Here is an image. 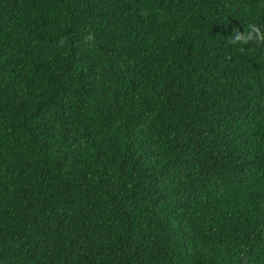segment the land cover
I'll return each mask as SVG.
<instances>
[{
	"label": "trees",
	"instance_id": "obj_1",
	"mask_svg": "<svg viewBox=\"0 0 264 264\" xmlns=\"http://www.w3.org/2000/svg\"><path fill=\"white\" fill-rule=\"evenodd\" d=\"M264 0H0V264H264Z\"/></svg>",
	"mask_w": 264,
	"mask_h": 264
},
{
	"label": "clouds",
	"instance_id": "obj_2",
	"mask_svg": "<svg viewBox=\"0 0 264 264\" xmlns=\"http://www.w3.org/2000/svg\"><path fill=\"white\" fill-rule=\"evenodd\" d=\"M228 43L237 47L241 52L249 44L264 45V26L259 25L254 19H251L247 23L243 33L240 32L238 27L233 29V34L230 36Z\"/></svg>",
	"mask_w": 264,
	"mask_h": 264
}]
</instances>
